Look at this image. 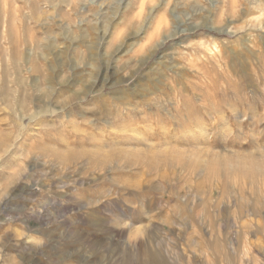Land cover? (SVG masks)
Instances as JSON below:
<instances>
[{
	"label": "rangeland",
	"instance_id": "obj_1",
	"mask_svg": "<svg viewBox=\"0 0 264 264\" xmlns=\"http://www.w3.org/2000/svg\"><path fill=\"white\" fill-rule=\"evenodd\" d=\"M0 264H264V0H0Z\"/></svg>",
	"mask_w": 264,
	"mask_h": 264
},
{
	"label": "bare ground",
	"instance_id": "obj_2",
	"mask_svg": "<svg viewBox=\"0 0 264 264\" xmlns=\"http://www.w3.org/2000/svg\"><path fill=\"white\" fill-rule=\"evenodd\" d=\"M1 147H2V146H0V150H1ZM79 263H80V264H85V262H83V261H81V262H79Z\"/></svg>",
	"mask_w": 264,
	"mask_h": 264
}]
</instances>
